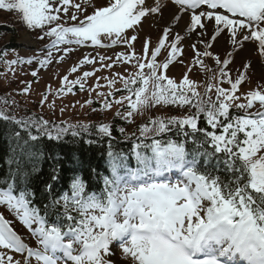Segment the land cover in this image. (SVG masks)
I'll return each mask as SVG.
<instances>
[{"label": "snow or ice", "instance_id": "1", "mask_svg": "<svg viewBox=\"0 0 264 264\" xmlns=\"http://www.w3.org/2000/svg\"><path fill=\"white\" fill-rule=\"evenodd\" d=\"M169 2L174 8L171 18L177 22L175 26L187 16L182 30L194 33L198 43L204 44L202 51L196 43L190 45L194 57L189 68L192 71L199 66L211 73L203 93L187 72L178 82L166 74L169 65L183 55L179 32L169 40L172 29L165 27L155 46L149 38L144 40L141 53L134 47L138 36L128 35L129 30L136 32L146 16L162 15L168 4L160 0L151 7L146 0H107L99 7L92 0H83V4L75 0H0V9L15 12L28 29L41 30L38 39L50 38V50L39 60L42 67L51 62L52 50L63 53L57 63L73 51L59 45H126V51L114 53L115 59L85 55L69 70L75 73L81 65L94 64L97 59L102 68L131 63L134 72L115 73L112 79L104 77L109 91L97 92L104 97L103 109L119 106L116 116L122 120L132 122L136 115L143 116L159 106L195 109L183 116H149L141 123L131 149L135 168L128 165L124 153L112 150L109 141L107 174H97L102 181L99 191L89 190L88 181L77 169L72 170L64 189L56 195L53 183H47L49 199L43 214L34 204L36 193L29 185L37 160L33 142L42 137L60 141L69 133L79 137L91 134L93 128L99 137L111 138L113 126L57 124L42 117L17 119L0 110V120L10 121L26 133L22 136L21 131L13 132L16 143L7 176L0 178V205L15 213L38 245L33 248L26 244L0 213V248L22 254V259L14 260L0 252V264H31L33 258L37 264H115L105 259L115 255L111 248L114 243L122 252L120 259L130 260V264H264V90L237 95L246 79L245 72L233 79L226 70L233 53L221 60L210 50L226 33L233 49L242 51L245 43H252L264 61V0ZM88 6L93 8L90 13ZM70 7L75 9L70 15L72 23L61 16H68ZM205 36L209 39H203ZM164 48L167 56L160 62L158 55ZM205 58H214L215 70ZM34 59L18 56L4 63L13 70V65L31 64ZM250 65V60L244 62L245 69ZM93 74L85 71L74 80L65 75L57 91L71 92L74 85L83 90L82 81ZM32 75L37 73L33 71ZM117 78L122 88H114ZM225 82L230 87H222ZM28 90L23 89L25 93ZM120 91L127 94L117 97ZM241 96L246 103L239 102ZM46 99L44 96L41 104ZM256 102L259 109L249 111ZM85 103L91 105L93 100L89 98ZM231 108L243 110V114L232 115ZM201 118L207 127H199ZM172 128L183 138H157ZM118 130L121 134L125 131ZM148 139L151 143L145 142ZM189 141L195 145L191 152ZM60 173V165L55 163L51 181L59 180ZM173 174L175 180L171 179Z\"/></svg>", "mask_w": 264, "mask_h": 264}, {"label": "rangeland", "instance_id": "2", "mask_svg": "<svg viewBox=\"0 0 264 264\" xmlns=\"http://www.w3.org/2000/svg\"><path fill=\"white\" fill-rule=\"evenodd\" d=\"M75 2L83 4V0H75ZM106 2L107 0H92V3L96 7L104 6ZM160 2L161 4H168L167 7L162 9V15L161 13L150 14L143 19L141 25L136 29L135 33L129 30L128 35L138 36V39L134 42L135 50L137 53L142 52V44L146 38H149L151 45L155 46L165 27H171L172 29L169 40H171L177 32H179L182 37L180 46L183 49V55L177 57L169 65L166 70V74L178 82L187 72L189 79H192L197 83V85H200L198 91L203 93V85L211 73L203 72L199 66L194 67L192 71H189V68L192 66L194 57V52L190 45L196 43L198 48L202 51L204 49V44L198 43L197 36L194 33H188L182 30L185 20L188 19L187 16H184L183 19L179 21V26H175L177 22L173 20L171 16L169 17L171 18L170 21H164L166 14L171 9L174 10V8L171 6L169 0H160ZM146 3L147 6L151 7L155 5L156 0H146ZM74 10L75 9L70 7L68 16H64V14L61 13L63 20L68 21V23H72L70 15ZM92 10V7H87V12L90 13ZM0 26L12 29L10 33L12 36H15L14 39L9 33H4L0 36V50H6L0 52L3 56V59L0 60V110H3L6 115L15 116L17 119L27 120L34 119L31 116L38 114L39 118L42 117L45 120L57 124H76L77 122H81L97 125L99 123L111 122L110 124H115L120 128L121 125L116 124L113 121L114 118H117L123 121V126L121 128L125 129L124 134L132 136L135 134L138 136L139 125L145 122L149 116H183L189 112L195 111V109H190L189 107L181 108L177 106H159L151 111L145 112L143 116L136 115L132 122L122 120L116 116V111L119 106L114 105L110 110L103 109L101 107V103L104 97L98 96L97 92L107 93L109 91L107 80H105L104 77L112 79L113 74L115 73L127 75L128 72H134L135 69L132 67L131 63H115L111 68H102L99 60L97 59L94 64L81 65L75 73H71L69 70L72 66L78 64L80 59H82L85 55L97 57V54H99L115 59L114 53L126 51V45H117L112 48L94 47L91 46V44L86 46H77L75 44L59 45L61 49L64 47H70L73 51H70L64 56L63 60H60V62L57 63V58L60 55H63V53H58L55 50H52V56L50 58L51 62L42 67L39 60L44 59L47 56V53L50 50L47 47V45L50 44V38L45 37L43 40L38 39L37 37L43 34L41 30L28 29L20 21L19 16L15 12L7 10L0 9ZM22 34H25L33 41L32 46L25 47L20 43ZM222 35L224 38L227 36L226 33ZM203 39L207 40L209 37L205 36ZM222 40L218 42L216 40L212 44L210 50L214 54L218 55L221 60H223L229 52L233 53L234 58L231 59V62L226 69L233 79L236 78L239 72H245L246 79L239 86L237 95L246 94L248 91L254 89L264 90V67L261 66L264 61H261L258 52L255 50L256 46L252 43H245L243 45V50L238 51L233 49L232 45L228 41ZM18 56L24 58L36 57V59H34L31 64L17 63L12 66L13 70H9V67L4 63V61L15 59ZM166 56L167 49L164 48L158 55V60L163 62ZM246 60L251 61V65L247 69L244 68V62ZM108 62L109 61H105V63ZM205 63L215 70L216 64L214 58H205ZM94 69L98 70L94 71ZM126 69L127 71H125ZM33 71L37 73L35 77L32 75ZM85 71H91L94 74L82 81L84 83L83 90H81L79 85H74L72 86L71 92H68L67 90L64 92L57 91L61 87L62 77L67 75L69 80H74L78 76H82ZM97 77L100 79L97 80ZM97 84L101 85V87L97 88ZM221 86L224 88L230 87V85L226 82ZM24 88L29 89L27 93L23 91ZM114 88H122L119 78H117V83L114 85ZM126 94L127 93L120 91L116 93V96L119 97ZM211 95L215 99L214 91ZM44 96H46L47 99L43 104H41L40 101ZM89 98L93 100L91 105L85 103V101ZM108 99L111 100L112 97H108ZM239 102L246 103L243 96H241V100ZM257 107H259L258 102H256L254 107L249 111L254 112L257 110ZM61 109H63V111H61ZM124 110L126 109H121V111ZM230 110L237 111L238 109L231 108ZM92 131L96 132V129L93 128ZM0 206L3 207V205ZM17 222L26 228L19 220H17ZM0 252L5 253V255H11L14 260L22 259L21 253H17L15 251L0 248ZM113 252L115 255L106 256L105 258L107 260L116 261L115 264H130V260L120 259L122 252L119 247Z\"/></svg>", "mask_w": 264, "mask_h": 264}, {"label": "trees", "instance_id": "3", "mask_svg": "<svg viewBox=\"0 0 264 264\" xmlns=\"http://www.w3.org/2000/svg\"><path fill=\"white\" fill-rule=\"evenodd\" d=\"M6 32H11L5 26H0V36ZM1 55V54H0ZM1 60V59H0ZM116 124L123 126V121L114 118ZM112 136L111 138H101L95 131L91 134H82L79 137H73L70 133L63 137L60 141L49 140L47 137H42L38 141L33 142L36 160V170L32 172L29 177V185L36 193L34 204L39 206L42 210L44 205L48 202L49 197L45 192V185L53 183V195L58 194L59 190H63L66 185V178L71 175L73 169H77L80 174L88 181L90 189L100 190L102 188V181L97 174H107V152L109 150V141L111 148L117 153H124L127 156V163L131 166L136 160H131L133 156L131 149L133 143L136 142V137L127 134H121L119 127L111 124ZM199 127L204 128L205 123L199 121ZM14 131H21V135L25 136L26 133L10 121L0 120V178L6 177L9 171V163L13 155V148L15 147ZM35 131V130H33ZM163 139H181L182 136L177 135L176 129H171L168 133L162 134ZM197 139H202L198 136ZM86 140H92L93 143H86ZM150 143L151 140H145ZM190 149L195 145L189 141ZM190 149H188L190 151ZM142 151H146L143 150ZM50 157H56L55 160ZM222 158V157H221ZM55 163H59L61 173L60 179L52 182L51 174L52 167ZM215 163V159L213 160ZM95 169V173L93 172ZM223 175V173H221Z\"/></svg>", "mask_w": 264, "mask_h": 264}, {"label": "bare ground", "instance_id": "4", "mask_svg": "<svg viewBox=\"0 0 264 264\" xmlns=\"http://www.w3.org/2000/svg\"><path fill=\"white\" fill-rule=\"evenodd\" d=\"M173 9H171L167 14H166V18L164 19V21H170V19L171 18H169L170 16L172 17V13H173ZM225 40V41H228L227 39H226V37L224 38V36L223 35H220L219 37H218V39H217V42L218 41H220V40ZM222 40V41H223ZM20 43L23 45V46H25V47H28V46H32L33 45V41L28 37V36H26L25 34H22V36H21V39H20Z\"/></svg>", "mask_w": 264, "mask_h": 264}]
</instances>
